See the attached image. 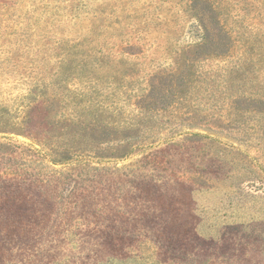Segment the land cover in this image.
<instances>
[{"label": "rangeland", "instance_id": "374dc122", "mask_svg": "<svg viewBox=\"0 0 264 264\" xmlns=\"http://www.w3.org/2000/svg\"><path fill=\"white\" fill-rule=\"evenodd\" d=\"M262 48L264 0H0V264H264Z\"/></svg>", "mask_w": 264, "mask_h": 264}, {"label": "trees", "instance_id": "16d2710c", "mask_svg": "<svg viewBox=\"0 0 264 264\" xmlns=\"http://www.w3.org/2000/svg\"><path fill=\"white\" fill-rule=\"evenodd\" d=\"M200 28L202 30H204V31H206V29H207V27L203 23H201V27ZM221 30H222V28H221ZM225 30H226V36L224 38V42L222 40L220 41V45H218L220 47H216L214 49H209L212 52H216L217 50H220L219 53H213L212 55H214L215 57L219 56L217 58H221V59L224 56L226 57L227 54L230 53L229 50L233 49V46L229 45V44H231L230 41L234 39L233 35L229 31V29L227 27H226ZM220 33H222V32H220ZM225 39H229V43L228 44H225ZM214 40L215 39L211 35L210 31L209 32L208 31L207 32H202V35L199 37V42L196 43L195 46L197 48H203V47H206L209 44L210 41H214ZM226 45H227V47H226ZM249 45L242 46L241 60L238 63L230 64L231 66H227L226 65L225 67H222V70L224 72V76L226 74H228L230 76L233 75V74H238V76H239V74L241 72L246 70V68H247L246 66H251L255 62L254 57H251V55H253V53H252L253 50L250 48L251 45L250 46ZM189 48L191 49L192 46H189ZM263 49L264 48H262L261 51ZM73 54H75V53H73ZM248 55H250V56L247 57ZM258 56L260 58V59H258L259 60L258 61L259 64H262V66H264V53H261V54L258 53ZM189 64L193 65L192 63H189ZM185 65H186L185 63L179 64L178 68L176 69L177 76H180L182 79H183V70L185 69ZM263 68L264 67L261 68L262 72H263ZM221 75H223V74H221ZM261 87L264 88V81L261 83Z\"/></svg>", "mask_w": 264, "mask_h": 264}]
</instances>
